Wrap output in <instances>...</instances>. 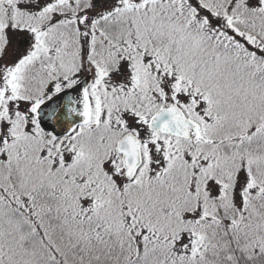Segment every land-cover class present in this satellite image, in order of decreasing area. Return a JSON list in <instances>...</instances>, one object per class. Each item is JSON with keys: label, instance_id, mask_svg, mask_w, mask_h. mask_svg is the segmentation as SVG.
Masks as SVG:
<instances>
[{"label": "snow or ice", "instance_id": "6c2138e0", "mask_svg": "<svg viewBox=\"0 0 264 264\" xmlns=\"http://www.w3.org/2000/svg\"><path fill=\"white\" fill-rule=\"evenodd\" d=\"M0 264H264V0H0Z\"/></svg>", "mask_w": 264, "mask_h": 264}]
</instances>
